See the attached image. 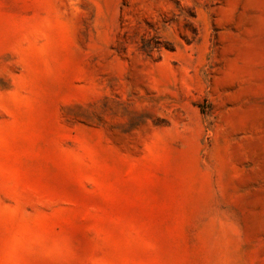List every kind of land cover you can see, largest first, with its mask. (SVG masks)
<instances>
[{
  "label": "rangeland",
  "instance_id": "374dc122",
  "mask_svg": "<svg viewBox=\"0 0 264 264\" xmlns=\"http://www.w3.org/2000/svg\"><path fill=\"white\" fill-rule=\"evenodd\" d=\"M0 264H264V0H0Z\"/></svg>",
  "mask_w": 264,
  "mask_h": 264
}]
</instances>
